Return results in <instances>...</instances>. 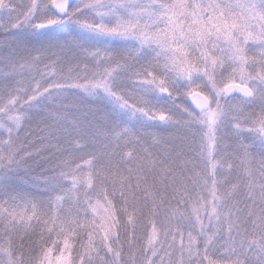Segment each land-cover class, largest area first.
Instances as JSON below:
<instances>
[{
    "label": "snow or ice",
    "instance_id": "1",
    "mask_svg": "<svg viewBox=\"0 0 264 264\" xmlns=\"http://www.w3.org/2000/svg\"><path fill=\"white\" fill-rule=\"evenodd\" d=\"M0 264H264V0H0Z\"/></svg>",
    "mask_w": 264,
    "mask_h": 264
},
{
    "label": "water",
    "instance_id": "2",
    "mask_svg": "<svg viewBox=\"0 0 264 264\" xmlns=\"http://www.w3.org/2000/svg\"><path fill=\"white\" fill-rule=\"evenodd\" d=\"M188 100H189L190 104L192 105V107H195V104H194L193 101L191 100V97H188Z\"/></svg>",
    "mask_w": 264,
    "mask_h": 264
},
{
    "label": "trees",
    "instance_id": "3",
    "mask_svg": "<svg viewBox=\"0 0 264 264\" xmlns=\"http://www.w3.org/2000/svg\"><path fill=\"white\" fill-rule=\"evenodd\" d=\"M182 103H185V104H187V105H189V106H191L190 104H189V102L186 100V98L183 100V101H181Z\"/></svg>",
    "mask_w": 264,
    "mask_h": 264
},
{
    "label": "rangeland",
    "instance_id": "4",
    "mask_svg": "<svg viewBox=\"0 0 264 264\" xmlns=\"http://www.w3.org/2000/svg\"><path fill=\"white\" fill-rule=\"evenodd\" d=\"M186 100L189 102V100H188V97H186ZM189 104H190V102H189ZM191 105V104H190ZM191 107H192V105H191ZM58 254V253H57Z\"/></svg>",
    "mask_w": 264,
    "mask_h": 264
}]
</instances>
